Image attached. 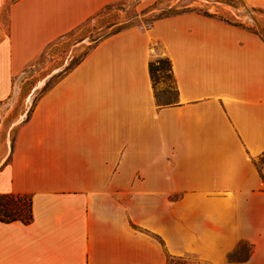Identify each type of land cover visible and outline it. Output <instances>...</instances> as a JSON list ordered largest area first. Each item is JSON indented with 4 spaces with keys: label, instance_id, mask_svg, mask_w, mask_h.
<instances>
[{
    "label": "crops",
    "instance_id": "0c3cea01",
    "mask_svg": "<svg viewBox=\"0 0 264 264\" xmlns=\"http://www.w3.org/2000/svg\"><path fill=\"white\" fill-rule=\"evenodd\" d=\"M110 1H12L0 103L47 43ZM157 53L172 102L154 91ZM4 191L29 193L33 217L0 220V264L220 263L242 240L264 244V40L196 11L104 37L18 124Z\"/></svg>",
    "mask_w": 264,
    "mask_h": 264
},
{
    "label": "rangeland",
    "instance_id": "374dc122",
    "mask_svg": "<svg viewBox=\"0 0 264 264\" xmlns=\"http://www.w3.org/2000/svg\"><path fill=\"white\" fill-rule=\"evenodd\" d=\"M12 1L14 0H0V30L3 29L5 33L8 27V8ZM122 1L103 8L98 14L88 16L63 35L51 40L13 76L10 96L0 103V166L6 160V151L18 124L26 118L47 82L56 81L57 74L63 68L89 52L94 42L93 37L97 34L104 30L109 32L131 12L139 11L154 2ZM159 5V8H153L145 15L158 12L166 5L174 10L189 7L201 12H212L216 18L223 17L264 34V0H162ZM115 21L119 22L114 23ZM140 24L145 26L147 23L142 21ZM166 58L164 53H157L153 57L157 61L152 71L154 91L161 103L172 102L176 98L174 76L170 73ZM254 249L258 250L255 260L246 262ZM181 255L183 257L172 259L171 264H264V244L254 247L248 240H242L230 249L226 259L220 263L200 259L191 253Z\"/></svg>",
    "mask_w": 264,
    "mask_h": 264
},
{
    "label": "trees",
    "instance_id": "16d2710c",
    "mask_svg": "<svg viewBox=\"0 0 264 264\" xmlns=\"http://www.w3.org/2000/svg\"><path fill=\"white\" fill-rule=\"evenodd\" d=\"M118 1L119 2H123L122 0H118ZM118 1L106 3L100 10H98L96 12V14H98L103 8H106V7H108V6H110L113 3L118 2ZM161 1L162 0H154L153 3L147 5L146 7L140 9L139 11H133V12H131L129 15H127V18L126 19L122 20V22L115 21L114 23H117V22H119V23L116 24V26L114 25L115 27H113L109 32H106L104 30L100 34H97L95 37H93L94 42H93L92 47L95 46L101 39H103L104 37H106L108 35H111L113 33H116V32H118V31H120L122 29L131 27V26H135V25L140 26L141 25L140 23L142 21H146L147 24H145V26H140V27H142V28H148V27H150L154 23L155 20H157L159 18L166 17V16H171V15H175V14H179V13H183V12H189V11H196V12L202 13L204 15H208V16L215 17V14L212 13V12H209V11H202L201 12V11L195 10V8H192L191 9L189 7H183L180 10H174L173 7H168L167 5L166 6H163L162 7V10H160L158 12H156V11L154 12L153 11V12H150L147 15H145L151 9L157 8V7L159 8V6H160L159 4H160ZM218 19H221V20H224V21H226L228 23H232V24H235V25L242 26V27L246 28L244 25H241V24L236 23V22H231L228 19L223 18V17H219ZM246 29L251 30L253 32H256L264 40V34H262L261 32H259L257 29L248 28V27ZM86 54H84L83 56H81L77 61L72 62L68 66H66L65 68H63L59 72V74H57L58 77H57L56 81L59 78H61L67 71H69L71 68H73ZM166 59H167V61L169 63L170 73H171V60H170V58L168 56H167ZM156 62L157 61H154L153 59L149 62V69H150L151 76H152L153 66H154V64ZM152 80H153V78H152ZM56 81L50 82V83H49V81L47 82V84L44 86V90L36 98L33 106L35 105L37 99L52 84H54ZM33 106L30 108V110H29L30 112L32 111ZM30 112L28 113V115L26 116V118L29 117ZM32 217H33V213H32V197H31V195L29 193H26V192H14V191H4V192H0V220H2V221L21 220L24 223H28V222L31 221ZM178 257H183V255H176V254L168 253L167 254L166 264H171L172 259L178 258Z\"/></svg>",
    "mask_w": 264,
    "mask_h": 264
}]
</instances>
